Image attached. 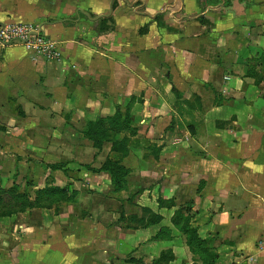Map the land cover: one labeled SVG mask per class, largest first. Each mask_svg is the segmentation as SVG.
Returning a JSON list of instances; mask_svg holds the SVG:
<instances>
[{"label":"crops","instance_id":"0c3cea01","mask_svg":"<svg viewBox=\"0 0 264 264\" xmlns=\"http://www.w3.org/2000/svg\"><path fill=\"white\" fill-rule=\"evenodd\" d=\"M0 22L60 50L0 45V179L65 192L0 217V264H264V0H0ZM117 109L120 190L84 134Z\"/></svg>","mask_w":264,"mask_h":264},{"label":"trees","instance_id":"16d2710c","mask_svg":"<svg viewBox=\"0 0 264 264\" xmlns=\"http://www.w3.org/2000/svg\"><path fill=\"white\" fill-rule=\"evenodd\" d=\"M129 123L130 116L128 110L122 112L117 109V112L113 117L97 118L94 121L87 122L84 131V134L91 140L92 145L96 148H102L105 142L111 143L110 151L114 152L117 158L106 159L101 165V167L98 169V171H106L109 173L112 185L116 190H120L123 188V184L125 182L124 178L127 175V170L120 164L122 158H124L128 154L127 139L125 137L121 138L120 133L122 130L128 128ZM51 167L57 168L58 166L52 165ZM18 189V186L14 185L13 190ZM50 189H52L53 192H50ZM37 194L38 197H46L50 194H53L55 197H58L59 200L65 198L64 190L57 187H45L43 188V190H40ZM28 202L30 201L28 200ZM57 210L58 209H56V211ZM11 214H13V211H6L5 209H0V217ZM187 232L189 234L188 245L190 246V248L193 249V235H195V232L192 229L187 230ZM196 240L200 245L205 243L204 240ZM208 264L212 263L209 262Z\"/></svg>","mask_w":264,"mask_h":264},{"label":"built area","instance_id":"2783aa9c","mask_svg":"<svg viewBox=\"0 0 264 264\" xmlns=\"http://www.w3.org/2000/svg\"><path fill=\"white\" fill-rule=\"evenodd\" d=\"M0 45L3 47L20 45L47 58L60 57L56 42L46 36L44 25L41 22H0ZM257 248L264 252V237L258 241Z\"/></svg>","mask_w":264,"mask_h":264},{"label":"rangeland","instance_id":"374dc122","mask_svg":"<svg viewBox=\"0 0 264 264\" xmlns=\"http://www.w3.org/2000/svg\"><path fill=\"white\" fill-rule=\"evenodd\" d=\"M22 179H19V185H16L15 182L10 183V182H5L0 179V182L6 183V185L0 183V209L3 210L5 209L6 211L10 210L13 211V214L15 213H23L20 215V217H24V213H26L28 210L25 206L27 205L28 200H34L36 196L38 195L37 193H32L31 191H28V187H23L21 186L22 184L30 185L34 184L33 180L26 179L24 182L21 181ZM42 178H38V181H41ZM36 183V182H35ZM14 185L18 186V190H13ZM22 187V190H21ZM32 190V188H30ZM25 201V202H23ZM53 211H56L55 209ZM17 213V214H18Z\"/></svg>","mask_w":264,"mask_h":264}]
</instances>
